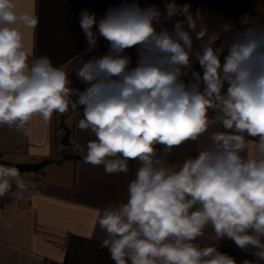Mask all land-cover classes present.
Instances as JSON below:
<instances>
[{"label": "clouds", "instance_id": "clouds-1", "mask_svg": "<svg viewBox=\"0 0 264 264\" xmlns=\"http://www.w3.org/2000/svg\"><path fill=\"white\" fill-rule=\"evenodd\" d=\"M162 16L185 19L170 33L157 31ZM198 18L191 5L175 0L163 13L121 0L99 21L82 10L87 51L101 37L109 50L75 72L86 85L80 91L47 55L30 61L25 30L34 31L39 19L16 0H0V126L31 136L34 117L48 125L54 113L83 106L78 127L94 137L76 145L84 162L103 165L108 175L127 174L129 161L139 164L127 199L97 210L107 234L100 247L114 264H236L217 247L197 242L208 227V239L227 237L242 250L254 249L256 260L244 264L264 262V24L234 33L224 55L225 45L215 46L218 35L193 51L184 25L203 41L207 30L197 31ZM131 48L138 53L135 67L125 54ZM193 55L203 74L192 71L185 83ZM216 124L224 131H212L195 157L168 162L174 148L198 141ZM13 183L26 190L19 170L0 164V197Z\"/></svg>", "mask_w": 264, "mask_h": 264}, {"label": "crops", "instance_id": "crops-1", "mask_svg": "<svg viewBox=\"0 0 264 264\" xmlns=\"http://www.w3.org/2000/svg\"><path fill=\"white\" fill-rule=\"evenodd\" d=\"M248 11L264 14V0H231ZM140 7L154 6L162 13L168 0H134ZM178 5L189 4L175 0ZM18 7L24 11L34 12L39 19L37 28L25 30V41L32 55L30 61L38 56L47 55L54 66L63 67L69 74L71 87L83 91L86 85L76 76V71L83 62L93 57L103 56L109 50L108 42L102 37L98 39L96 48L87 51L88 45L80 27V13L87 9L95 13L97 21L109 7L121 3V0H16ZM191 5V12L196 18L197 31L206 28L203 41L196 39L195 32L190 31L193 39V51H200L203 42L218 35L215 46L227 44L234 33L240 29L241 19L225 7L207 0H197ZM183 16H175L171 20L161 17L156 25L157 31L167 29L170 33L177 20ZM230 26L231 31L224 27ZM131 58L130 67H135L138 59L136 48L125 50ZM189 76L191 72L203 74L195 56L190 57ZM223 60V55L221 56ZM227 85H225L226 89ZM58 113H54L48 125H44L39 117L29 123L31 136L0 126V159L12 161L35 162L44 158L52 161L41 167L42 176L20 192L16 188L14 196L0 203V264H114L107 248H101V242L107 238L97 223V210L109 203L115 204L127 199L128 184L135 178L137 161H129V172L108 175L103 165L93 166L83 160L84 153L77 150L76 145L86 146L94 137L78 127L83 115V106L77 110L69 109L64 115V123L69 127V143L62 144L60 136L63 132L58 125ZM209 112V116H213ZM212 131H224L216 124L198 141H188L174 148L167 157L169 163L183 162L189 156L195 157L198 148L208 143ZM251 139V138H249ZM157 151L163 153V146L157 145ZM11 225V227H9ZM213 235L211 227L206 228L205 237L198 238L201 246L210 245L233 257L236 264L244 261H255L254 249L239 248L233 240L225 237L219 241L208 239ZM264 264V262H260Z\"/></svg>", "mask_w": 264, "mask_h": 264}, {"label": "water", "instance_id": "water-1", "mask_svg": "<svg viewBox=\"0 0 264 264\" xmlns=\"http://www.w3.org/2000/svg\"><path fill=\"white\" fill-rule=\"evenodd\" d=\"M64 114L59 115L58 125L60 128H62L63 132L60 136V142L62 144H68L69 143V127L67 124L64 123ZM51 158H44L39 161L35 162H27V161H12L8 159H0V164L2 165H8L16 167L19 170V173L24 171H31V170H37L41 167L45 166L49 162H51Z\"/></svg>", "mask_w": 264, "mask_h": 264}, {"label": "trees", "instance_id": "trees-1", "mask_svg": "<svg viewBox=\"0 0 264 264\" xmlns=\"http://www.w3.org/2000/svg\"><path fill=\"white\" fill-rule=\"evenodd\" d=\"M182 1L189 3V4H194L197 2V0H182ZM212 1L219 5L227 7L236 13H239V14L245 13V15H248L249 20L243 25H240L241 30H243V28L246 26H251L252 22H259L261 24H264V14H261L259 12H254V11H248L243 6L231 0H212Z\"/></svg>", "mask_w": 264, "mask_h": 264}, {"label": "built area", "instance_id": "built-area-1", "mask_svg": "<svg viewBox=\"0 0 264 264\" xmlns=\"http://www.w3.org/2000/svg\"><path fill=\"white\" fill-rule=\"evenodd\" d=\"M21 177L23 178L24 181L27 183L26 189L30 187L32 183H34L36 180L41 178L42 176V171L40 169L37 170H31V171H24L20 173ZM16 192V186L13 183L11 190L3 197H0V203L5 202L6 200L12 198Z\"/></svg>", "mask_w": 264, "mask_h": 264}, {"label": "rangeland", "instance_id": "rangeland-1", "mask_svg": "<svg viewBox=\"0 0 264 264\" xmlns=\"http://www.w3.org/2000/svg\"><path fill=\"white\" fill-rule=\"evenodd\" d=\"M207 1H210V2H212V3L215 4V5H218V6L224 7V6H222V5H219V4L215 3V2H213L212 0H207ZM225 8H227V7H225ZM227 9L230 10L229 8H227ZM230 11H232L233 13H235V14H236L238 17H240L241 19L243 18V20H241L240 25H243L244 23H246V22L249 20L248 15H245V13H243V14H239V13L234 12L233 10H230Z\"/></svg>", "mask_w": 264, "mask_h": 264}]
</instances>
